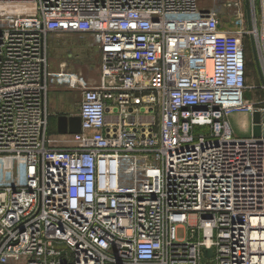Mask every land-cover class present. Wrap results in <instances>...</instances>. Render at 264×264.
<instances>
[{"label":"built area","instance_id":"1","mask_svg":"<svg viewBox=\"0 0 264 264\" xmlns=\"http://www.w3.org/2000/svg\"><path fill=\"white\" fill-rule=\"evenodd\" d=\"M249 21L244 0H0V264H264V137L228 123L264 113L245 97L264 0ZM61 34L98 56L95 86L49 71ZM50 83L82 92L69 148Z\"/></svg>","mask_w":264,"mask_h":264},{"label":"crops","instance_id":"2","mask_svg":"<svg viewBox=\"0 0 264 264\" xmlns=\"http://www.w3.org/2000/svg\"><path fill=\"white\" fill-rule=\"evenodd\" d=\"M205 5L211 7L212 3ZM221 28L225 30L232 29L228 19L222 18ZM80 39L78 35L72 34L53 35L49 44L48 69L50 72L78 75L90 86H95L100 73L98 56L88 55L86 48H72ZM81 99L82 92L78 87L56 86L50 83L46 98V110L48 114L47 138L51 147L52 145L63 148L72 146V134L58 132V119L59 117H79L78 106ZM109 118L107 116V120Z\"/></svg>","mask_w":264,"mask_h":264},{"label":"rangeland","instance_id":"3","mask_svg":"<svg viewBox=\"0 0 264 264\" xmlns=\"http://www.w3.org/2000/svg\"><path fill=\"white\" fill-rule=\"evenodd\" d=\"M212 2L213 0H198V5L202 8H209L205 4H210ZM245 54L247 57V86L249 88V90L245 92V97L247 100H252L253 102H262L264 101V93L256 89L261 83L256 71L250 39H247L246 41ZM228 123L235 137L250 138L252 136L250 114L245 115L243 113H234L228 118ZM201 132L202 130H195V133ZM52 147L57 146L52 145Z\"/></svg>","mask_w":264,"mask_h":264},{"label":"water","instance_id":"4","mask_svg":"<svg viewBox=\"0 0 264 264\" xmlns=\"http://www.w3.org/2000/svg\"><path fill=\"white\" fill-rule=\"evenodd\" d=\"M245 9H246V18H247V24L248 28H250V21H249V0H244ZM252 52H253V58L256 66V71L260 80V83L263 84L262 76L260 67L257 61L256 52L254 48L253 39L250 37ZM250 122H251V129H252V136L255 138H258L260 136L264 137V113L260 114L259 112H254L250 116ZM263 124V126H261ZM81 131V120L79 117H59L58 119V132L59 133H69V134H77ZM205 257H211L212 251L211 250H205L204 251Z\"/></svg>","mask_w":264,"mask_h":264}]
</instances>
